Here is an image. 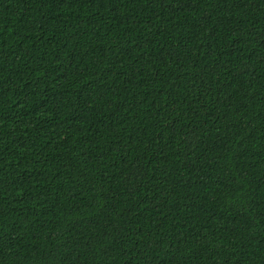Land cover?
I'll return each mask as SVG.
<instances>
[{"label": "trees", "instance_id": "obj_1", "mask_svg": "<svg viewBox=\"0 0 264 264\" xmlns=\"http://www.w3.org/2000/svg\"><path fill=\"white\" fill-rule=\"evenodd\" d=\"M0 264H264V0H0Z\"/></svg>", "mask_w": 264, "mask_h": 264}]
</instances>
